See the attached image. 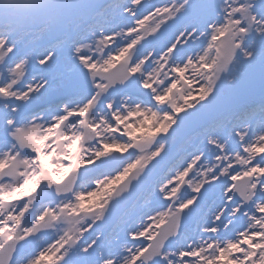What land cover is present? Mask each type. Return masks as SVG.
Segmentation results:
<instances>
[{"label": "snow or ice", "instance_id": "snow-or-ice-1", "mask_svg": "<svg viewBox=\"0 0 264 264\" xmlns=\"http://www.w3.org/2000/svg\"><path fill=\"white\" fill-rule=\"evenodd\" d=\"M0 264H264V0H0Z\"/></svg>", "mask_w": 264, "mask_h": 264}]
</instances>
